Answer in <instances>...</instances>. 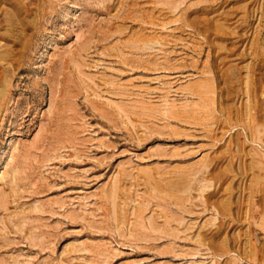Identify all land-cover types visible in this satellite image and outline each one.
I'll use <instances>...</instances> for the list:
<instances>
[{
  "label": "rangeland",
  "instance_id": "obj_1",
  "mask_svg": "<svg viewBox=\"0 0 264 264\" xmlns=\"http://www.w3.org/2000/svg\"><path fill=\"white\" fill-rule=\"evenodd\" d=\"M0 264H264V0H0Z\"/></svg>",
  "mask_w": 264,
  "mask_h": 264
},
{
  "label": "bare ground",
  "instance_id": "obj_2",
  "mask_svg": "<svg viewBox=\"0 0 264 264\" xmlns=\"http://www.w3.org/2000/svg\"><path fill=\"white\" fill-rule=\"evenodd\" d=\"M257 127V126H256ZM259 129V128H258ZM258 131V130H257ZM260 131V130H259ZM257 136H259V135H257ZM259 141V140H258Z\"/></svg>",
  "mask_w": 264,
  "mask_h": 264
}]
</instances>
